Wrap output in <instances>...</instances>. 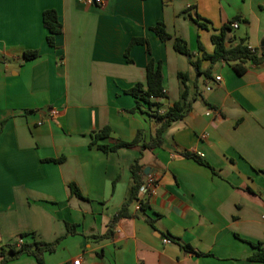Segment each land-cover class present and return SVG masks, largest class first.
<instances>
[{"label":"crops","instance_id":"crops-1","mask_svg":"<svg viewBox=\"0 0 264 264\" xmlns=\"http://www.w3.org/2000/svg\"><path fill=\"white\" fill-rule=\"evenodd\" d=\"M83 1L0 0V251L28 235L61 239L44 264H263L249 259L264 249V62L211 65L202 54L214 53L213 36L235 18L227 47L244 41L261 54L264 0ZM49 10L62 25L54 47L43 24ZM159 22L169 41L152 31ZM176 38L192 59L174 50ZM28 51L39 56L25 60ZM151 59L164 74L160 114L180 100V73L200 95L163 145L143 149L159 124L146 107L130 112L129 92L146 81ZM104 128L109 137L93 144ZM139 132L138 147L100 149ZM136 160L143 181L154 175L158 186L146 211L134 202L111 227ZM109 228V239H97ZM7 264L39 263L24 254Z\"/></svg>","mask_w":264,"mask_h":264},{"label":"trees","instance_id":"trees-1","mask_svg":"<svg viewBox=\"0 0 264 264\" xmlns=\"http://www.w3.org/2000/svg\"><path fill=\"white\" fill-rule=\"evenodd\" d=\"M262 9L264 10V8ZM192 21L194 23H199L196 19H192ZM238 21L239 19L235 18L228 25H224L222 27L220 35L213 36L212 41L215 46L214 53L212 55L203 53L202 60L209 61L211 65H214L221 61L226 63L251 62L254 65H260L264 62V50L261 54H258L257 51L252 52L244 41L240 42L236 46L227 47V43L230 39L228 34L232 31L231 26L233 23ZM43 24L48 33L47 43L49 46L54 47L56 37L62 32V25L59 22L57 13L54 10L46 11L43 15ZM199 26L201 28H207L205 24L199 23ZM152 31L163 42L169 41L171 39V35H169V33L167 32L166 26L163 22H159L156 26H154L152 28ZM142 41L143 40L140 39H134L131 42V46ZM174 50L183 56L189 57L191 59L193 58V55L190 52L187 43L181 38H176L174 40ZM38 56V51H28L25 53L24 59L33 60ZM190 64L197 69L198 73H201L200 62L198 60H190ZM162 69V63L155 62L151 59L146 69V81L144 83L136 84L129 92V94L136 101L135 108L130 112L132 113L137 110L141 111L143 110V107H146L149 116L155 118L157 123L159 124V127L156 130L155 138H153L149 144L143 145V149H152L163 145V135L165 131L170 127L172 123L177 122L186 116V114L191 110L193 102L200 95L197 85L194 86L196 92L194 94L191 93V89L188 85L189 76L187 74L180 73L178 75L182 86L180 100L176 102L172 107H169L164 113L160 114L159 111L162 109L161 101L167 98L164 87V74ZM235 70L238 74L244 73V69L241 68V66H236ZM205 75L207 77H210V72H206ZM110 133L111 130L109 128H104L99 134L93 137V144L100 138L102 139L109 137ZM141 139L142 134L139 132L136 139L132 142L119 141L112 146H100V149L104 152H115L122 148H134L139 146ZM195 158L198 157L196 156ZM131 170L133 176L132 186L124 205L114 218L111 227H113L114 224L121 218L129 217L128 209L132 203L139 200L140 188L145 183V181H143V167L140 165L139 160H136ZM70 189L72 194L76 195L79 198H83L80 190L75 185H71ZM146 209L147 201L142 202L140 210L144 212L146 211ZM74 228V226H69V233H73ZM112 235L113 232L111 228H109L104 235L98 237L97 239H109ZM27 237L28 235H21L16 243L11 244L7 248H3L0 251V264H7L9 261L16 259L24 254L34 256L39 264H44V255L46 253H54L61 241V239H58L53 243H45L33 239L31 242H28L25 241ZM183 247L189 252L196 253L189 246ZM255 248L256 251L249 260L251 262L264 264V249L261 247V243H259ZM196 254L201 255L199 253Z\"/></svg>","mask_w":264,"mask_h":264},{"label":"built area","instance_id":"built-area-1","mask_svg":"<svg viewBox=\"0 0 264 264\" xmlns=\"http://www.w3.org/2000/svg\"><path fill=\"white\" fill-rule=\"evenodd\" d=\"M86 5H94V4H99L102 5L103 4V0H84L83 1ZM233 29H237L238 28V24L237 23H233L231 26ZM249 49L252 52H255L256 50L254 48L249 47ZM217 80L219 81L220 78H217ZM48 117H54L58 115V112L51 110L47 113ZM42 122L39 123V125H41ZM158 184H157V179L154 175H149L147 180L145 181V183L143 184V186L140 188V197L139 200L137 201L138 207L139 209H141V205L142 202L148 201V199L155 194L156 188H157ZM22 242V241H21ZM165 244H170L171 240L170 239H165L164 240ZM81 260L78 259L76 261H74L73 264H80Z\"/></svg>","mask_w":264,"mask_h":264},{"label":"water","instance_id":"water-1","mask_svg":"<svg viewBox=\"0 0 264 264\" xmlns=\"http://www.w3.org/2000/svg\"><path fill=\"white\" fill-rule=\"evenodd\" d=\"M262 46L264 47V44H263ZM149 171H150V169L147 168V169L145 170V174L148 175V174H149Z\"/></svg>","mask_w":264,"mask_h":264},{"label":"rangeland","instance_id":"rangeland-1","mask_svg":"<svg viewBox=\"0 0 264 264\" xmlns=\"http://www.w3.org/2000/svg\"><path fill=\"white\" fill-rule=\"evenodd\" d=\"M192 90H195V89H194V87H193V89H192Z\"/></svg>","mask_w":264,"mask_h":264}]
</instances>
